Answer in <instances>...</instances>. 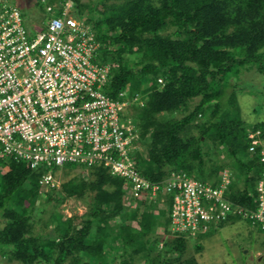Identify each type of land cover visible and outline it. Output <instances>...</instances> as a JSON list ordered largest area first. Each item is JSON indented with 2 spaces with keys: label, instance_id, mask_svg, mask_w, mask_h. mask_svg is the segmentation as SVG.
Returning <instances> with one entry per match:
<instances>
[{
  "label": "trees",
  "instance_id": "1",
  "mask_svg": "<svg viewBox=\"0 0 264 264\" xmlns=\"http://www.w3.org/2000/svg\"><path fill=\"white\" fill-rule=\"evenodd\" d=\"M66 1L46 3L56 7L59 16ZM71 1L78 11L75 16L90 25L101 44L100 61L112 66L106 94L116 98L124 92L130 101L138 97L142 102L134 117L138 140L147 149L145 158L135 155L140 175L160 183L172 173L185 174L215 187L228 169L234 173L227 198L233 206L255 209L263 164L259 148L253 155L248 152V134L259 130L264 139V123L246 124L232 79L248 66L264 74V0H97L86 15V4ZM36 4L45 7L41 0ZM177 114L182 116L175 118ZM223 150L226 159H220ZM64 168H81L87 178L45 191L39 184L43 169L32 170L14 159L0 161V256L9 262L174 264L192 239L210 234L212 224L193 238L171 231V194L163 196L167 211L158 210L157 216L160 203L146 192L128 211L123 178L101 166ZM86 196L88 209L79 226L52 212L51 231L34 233L31 217L36 206ZM128 200L130 205V196ZM128 219L136 225L128 226ZM195 250H202L199 242Z\"/></svg>",
  "mask_w": 264,
  "mask_h": 264
},
{
  "label": "built area",
  "instance_id": "2",
  "mask_svg": "<svg viewBox=\"0 0 264 264\" xmlns=\"http://www.w3.org/2000/svg\"><path fill=\"white\" fill-rule=\"evenodd\" d=\"M62 7L57 16L46 3L48 18L30 27L11 0H0V161L14 159L32 170L43 169L39 184L45 191L56 188L53 170L77 165L101 166L123 178L132 207L143 192L159 203L171 194L170 229L191 238L233 216L264 232L260 131L248 134V152L253 155L259 148L263 164L255 209L233 206L227 198L228 171L215 187L185 174L172 173L160 183L145 179L134 159L138 131L126 116L139 100L130 101L124 92L116 98L106 94L112 66L100 61L101 44L90 25L71 14L70 0Z\"/></svg>",
  "mask_w": 264,
  "mask_h": 264
},
{
  "label": "rangeland",
  "instance_id": "3",
  "mask_svg": "<svg viewBox=\"0 0 264 264\" xmlns=\"http://www.w3.org/2000/svg\"><path fill=\"white\" fill-rule=\"evenodd\" d=\"M42 1V0H41ZM47 2V0H44ZM71 1V0H70ZM18 8L21 9L25 21L29 24L28 26L38 27L42 26L43 20L47 19L48 16L44 9L40 8L36 2L37 0H11ZM71 7V14H77V8H75L73 1ZM97 0H79V4H86V10L82 9L86 15L87 10L96 4ZM112 2V1H111ZM56 8V7H54ZM79 9V10H80ZM100 9V6H97ZM54 12L56 10L54 9ZM236 81L235 95L237 98L238 108L248 126L255 125L256 123H264V74H259L252 67H246L240 71L239 77L232 79ZM144 85L143 88H146ZM230 93V89L227 91ZM138 98V97H137ZM134 100V99H132ZM131 100V101H132ZM139 100V98H138ZM197 100L190 103V108L195 105ZM137 103V104H136ZM140 106V101L133 103L128 108L126 116H129L135 124L137 131L138 123L134 119L136 114V108ZM182 115L177 114L175 118H180ZM264 128V127H263ZM250 133V132H249ZM137 149L134 153V159L136 161V153H139L142 158L147 156L146 147L144 144L137 140ZM220 159H226V152L220 154ZM225 171L230 172L233 179L234 171L226 169ZM224 172V171H223ZM87 178V172L81 168L77 169H66L62 168L55 173L56 188L60 190L61 184L75 179V178ZM64 195V194H63ZM128 198L130 194L127 192ZM127 198L126 208L128 211H132V206L129 205ZM42 201V200H41ZM88 197L77 198V197H65L60 203L55 201L45 204L44 206H36L35 211L32 214L31 221L33 222L34 233L46 234L51 231L54 224H48L49 215L52 212H57L63 219L71 218L75 226H79L82 223L83 216L88 209ZM168 206L165 203H160L157 209L154 211V215H158V210L167 211ZM167 216V213H166ZM4 220L0 217V228L4 225ZM115 221L111 222L114 224ZM128 226H135L133 220H127ZM162 233V232H161ZM199 242L202 250L197 252L195 250L196 243ZM158 248L163 250L161 243ZM156 253H153L154 256ZM162 256H164L161 253ZM161 256V257H162ZM174 258V257H173ZM193 259L195 264H262L264 261V232L260 231L257 227H254L252 223L247 220H237L227 222L223 226L219 224H212L210 234L200 237L199 240L192 239L188 243L185 254L180 258L179 263L174 264H186V261ZM0 264H18L17 262H9L2 256H0ZM137 264H142L141 260H137Z\"/></svg>",
  "mask_w": 264,
  "mask_h": 264
}]
</instances>
